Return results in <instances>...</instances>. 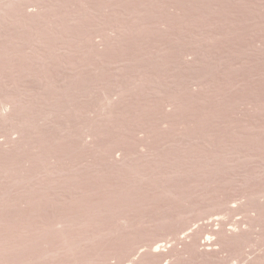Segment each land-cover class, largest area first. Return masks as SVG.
Here are the masks:
<instances>
[{"label": "rangeland", "instance_id": "1", "mask_svg": "<svg viewBox=\"0 0 264 264\" xmlns=\"http://www.w3.org/2000/svg\"><path fill=\"white\" fill-rule=\"evenodd\" d=\"M0 17V264H264V0Z\"/></svg>", "mask_w": 264, "mask_h": 264}, {"label": "bare ground", "instance_id": "2", "mask_svg": "<svg viewBox=\"0 0 264 264\" xmlns=\"http://www.w3.org/2000/svg\"><path fill=\"white\" fill-rule=\"evenodd\" d=\"M23 4V3H22ZM15 7V6H14ZM17 7H15V9H16ZM13 10H14V8H12ZM25 11V10H24ZM14 12V11H13ZM16 12V11H15ZM20 13V15H21V11L19 12ZM23 14V13H22ZM22 16V15H21ZM23 17V16H22ZM30 17H32V16H30ZM0 19H1V17H0ZM26 20V19H25ZM30 22V21H29ZM29 22H28V24H29ZM16 25H17V23H16ZM14 51V50H13ZM18 51V50H17ZM8 52V51H7ZM10 53V52H9ZM12 54V53H11ZM5 55V54H4ZM21 69H22V67H21ZM4 108V107H3ZM6 108V107H5ZM7 109V108H6ZM5 111V110H4Z\"/></svg>", "mask_w": 264, "mask_h": 264}]
</instances>
